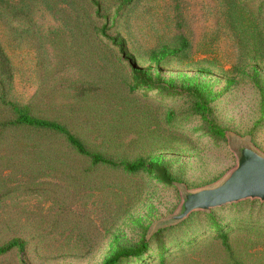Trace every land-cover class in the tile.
<instances>
[{
	"label": "rangeland",
	"instance_id": "1",
	"mask_svg": "<svg viewBox=\"0 0 264 264\" xmlns=\"http://www.w3.org/2000/svg\"><path fill=\"white\" fill-rule=\"evenodd\" d=\"M18 112L56 122L95 164ZM264 157V0H0V264H264V202L184 219Z\"/></svg>",
	"mask_w": 264,
	"mask_h": 264
},
{
	"label": "water",
	"instance_id": "2",
	"mask_svg": "<svg viewBox=\"0 0 264 264\" xmlns=\"http://www.w3.org/2000/svg\"><path fill=\"white\" fill-rule=\"evenodd\" d=\"M245 200L264 202V157L250 149L244 150L237 168L222 185L187 197L181 218Z\"/></svg>",
	"mask_w": 264,
	"mask_h": 264
},
{
	"label": "trees",
	"instance_id": "3",
	"mask_svg": "<svg viewBox=\"0 0 264 264\" xmlns=\"http://www.w3.org/2000/svg\"><path fill=\"white\" fill-rule=\"evenodd\" d=\"M12 126L24 129L47 130L55 132L64 137L65 141L71 149H73L76 153L82 156L90 158L91 161L95 164L123 168L124 170L130 173H136L143 170L149 174L156 175L166 184L171 185L174 183V179L168 174L167 170L157 163L138 162L128 164L122 162H114L110 159L104 158L100 154H93L89 152L78 138H76L65 127L56 122L35 118L30 116L26 112H18ZM15 248H18L23 251L25 249V243L20 240H13L8 245L0 248V256L10 253ZM146 251L147 245L145 243L135 249H121L113 253L109 258L105 260L103 264H119L121 261L127 260L129 258L140 257Z\"/></svg>",
	"mask_w": 264,
	"mask_h": 264
}]
</instances>
